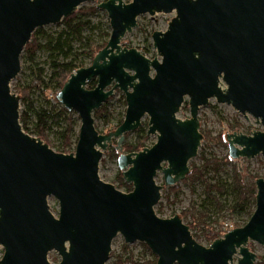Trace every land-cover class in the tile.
Returning <instances> with one entry per match:
<instances>
[{
	"label": "water",
	"instance_id": "95a60500",
	"mask_svg": "<svg viewBox=\"0 0 264 264\" xmlns=\"http://www.w3.org/2000/svg\"><path fill=\"white\" fill-rule=\"evenodd\" d=\"M89 1L96 0H0V264H53L52 250L58 264H106L118 234L126 243L144 242L156 264H255L257 252L248 243L264 245V176L256 179L249 220L208 246L179 214L155 210L163 188L155 177L162 171L166 185L186 178L203 138L199 110L211 98L263 126L229 132V155L264 156V0H97L111 34L92 63L76 69L57 93L81 119L76 148L65 153L24 130L11 82L33 32ZM172 11L167 29L152 33L157 56L122 45L139 15ZM92 79L97 84L88 88ZM116 88L125 94V117L101 133L93 113ZM186 97L190 115H178ZM145 116L156 142L124 152L125 134ZM113 139L123 178L133 185L128 192L99 170Z\"/></svg>",
	"mask_w": 264,
	"mask_h": 264
},
{
	"label": "rangeland",
	"instance_id": "374dc122",
	"mask_svg": "<svg viewBox=\"0 0 264 264\" xmlns=\"http://www.w3.org/2000/svg\"><path fill=\"white\" fill-rule=\"evenodd\" d=\"M97 1V0H96ZM96 1L85 2L82 5L90 6L97 4ZM129 2L128 0H125ZM176 15V11L170 13H156L150 15L148 13L141 14L137 18L138 25L133 27L132 31L127 32L122 38V45L126 47H136L143 54L149 58H154L157 56L156 48L153 46L152 33L155 30L165 31L172 17ZM90 19L92 23H95L97 28L91 32L88 28L82 30V35H90L94 38L95 42H102L104 40H109L110 37L103 36V32H111V26L108 14L105 9L99 8L95 14L89 17H84L83 19ZM66 24L62 21L54 24H49L41 27L48 35L56 36L62 30H66ZM48 35L38 34V40L41 44L48 42ZM73 51L68 58L76 57V65L79 67L89 66L92 63L90 55H88V37L80 40L77 36L72 38ZM46 48L42 47L37 50L33 58H28L25 52L21 55V70L17 77L11 82V89L13 92L17 90L28 92V97L24 100L20 99V114L27 113L30 115L28 120V127L32 128L35 122L34 111H39L40 109H51L52 105H56L58 112L59 109L64 106L59 100L55 99L60 88L55 81L51 80L52 75V59L57 61H63V55L53 54ZM161 59V56L158 55ZM42 81V86L37 87ZM89 84V83H88ZM87 84V86H88ZM225 87L226 84L223 83ZM21 94V95H23ZM57 98V97H56ZM108 107L112 111L111 125L105 119H95V125L98 126L99 130H104L111 128L117 120L123 116L125 108H127L125 94L119 88H116L114 94L108 99ZM34 109V111L31 110ZM72 114L73 129L72 134V146L70 147V152L75 150L74 141L76 136L79 134L81 119L77 111L68 110L66 114ZM178 115H190V107L188 102V97L182 105ZM95 118V117H94ZM199 120H200V130H202L205 136L202 138L201 145L198 150V154L193 157L190 161L198 166L204 165V158H221L229 153L228 140L226 134L229 132H241V131H255L262 130L263 126L259 123L252 115L247 116L239 113L233 108L232 105L226 103H218L216 98H211L207 105H203L199 110ZM233 125L241 126L240 128H234ZM66 126V122L62 121L60 124H53L48 132L49 145L60 152L62 143V138L60 132ZM148 130V116H145L142 120V126ZM136 131H132L128 140L134 141L137 138ZM146 146L156 142L157 137L154 134H146ZM220 137V139H219ZM112 144V143H111ZM110 144V145H111ZM103 152L102 159L100 161L99 170L111 181L118 185L120 184L118 175L120 170L118 166V157L111 150V146ZM65 152V153H70ZM117 153H119L117 151ZM232 158V157H231ZM190 166V165H189ZM236 167L242 177L245 184L249 185L254 183L256 186L255 176H264V156L258 154L253 158H247L240 156L238 158H232L231 163L222 165L221 171H214L213 169H206L204 179L211 183L224 182L227 184V190L222 193H215L216 199L222 205L221 209H216L214 206L208 205L210 212H208V218L204 223H199V226L195 228L192 233L196 235L197 238L204 241L205 245L208 246L209 243L203 236V231L212 227L218 229L222 227L224 230H229L233 225H240L249 220V209L251 205L248 206L246 210L233 211L232 206L235 202V194L233 190L234 172L233 169ZM123 175V174H122ZM156 182L163 186L161 189V199L159 203L155 206V210L163 215H182L183 211L190 209L192 205L196 208H201L203 199L206 196L205 192V182L203 180H198L195 183L190 181H185V179L177 182V186L174 189V185H166L164 181V174L162 171H158L155 177ZM125 181V179H124ZM127 182V181H125ZM128 183V182H127ZM125 187V185H123ZM257 189V188H256ZM48 202L51 207L58 214V200L51 196L48 198ZM253 208V207H252ZM183 221L191 222L190 217H183ZM144 242L136 241L132 243H126L124 237L118 234L112 242V251L110 257L106 264H117V258L127 259L131 257L135 262L139 264H154L155 253L147 246L144 247ZM126 245L128 251L125 250ZM146 245V244H145ZM248 245L252 247L257 253V259L255 264H261V258L264 254V245L256 241H249ZM3 254V248L0 246V257ZM48 257L51 259L53 264H58L61 260L59 253L55 250L49 252ZM235 262L237 258L235 257Z\"/></svg>",
	"mask_w": 264,
	"mask_h": 264
},
{
	"label": "trees",
	"instance_id": "16d2710c",
	"mask_svg": "<svg viewBox=\"0 0 264 264\" xmlns=\"http://www.w3.org/2000/svg\"><path fill=\"white\" fill-rule=\"evenodd\" d=\"M97 11H98L97 4L90 6L81 5L73 14L64 17L62 19V22L66 24L65 25L66 30H62L56 36H53V35H48L41 27H39L33 32L31 40L24 47L23 52H25L28 58H33L37 50L42 47H46L51 52V55L56 57V59L57 56L53 54L56 53L59 55H63L64 58L63 61H57L56 59H52L51 80L55 81L60 89L63 87L64 83L67 81L70 75L76 69L79 68V66H77L75 63L76 57H72L68 60V58L70 57L73 51L72 38L74 36H77V38H79L80 40H82L85 37H88L87 53L88 55H90L92 61L96 53L100 49H102L108 42V40H104L100 43L95 42L94 38H91L92 37L91 34L86 36L82 35V30L85 28H88L91 32H93L97 28L95 23H92L89 18L83 19L84 17H89L90 15L95 14ZM39 33L41 35H45V34L48 35L47 43L41 44L39 42L38 40ZM110 34H111L110 31H106L105 33L103 32V36H106L107 38L110 37ZM96 84H97V79H92L91 81H89L87 87L93 88L96 86ZM36 85L38 88H40L42 86V81ZM19 90H17L16 93L20 97V99L24 100L26 97H28L29 94L26 91L29 90L26 89V91H24L22 89L24 94L20 93L21 91ZM55 99L57 100L56 97ZM108 101L109 100L105 101L98 109L94 111L93 114L95 119H105L106 121H108V124H110L113 117H112V111L108 107ZM56 109H57L56 105H52L51 109H40L39 111H34V109L31 108V110L34 111V115H35V122L32 128L28 127V120L30 118V115L27 113V111L25 113L20 114V122L22 123V126L25 131H27L30 134L36 135L37 137L43 139L45 142L49 143L50 141H49L48 132L51 129L52 125L60 124L62 121H65L66 126L60 132V136L62 138V143L60 148L64 152H70L71 150L70 147L72 146V134L74 132L72 114L71 113L66 114L68 113V110L64 106H62L58 112H55ZM125 112H126V108L123 116L120 117L117 120V122L111 126V128H107L106 130L105 129L99 130L97 125L96 128L101 133H108L110 131L115 130L123 122L125 117ZM141 126L135 130L138 135L134 141L128 140L131 132H127L125 134V140L122 144L124 152L128 153L133 151H140L146 147L147 132L146 129H144ZM233 127L240 128L241 126L233 125ZM200 131L202 133V136L204 137L205 136L204 132L202 130ZM77 141H78V135L76 136L75 141L73 142L75 148ZM116 144H117V139H113V143L110 146L112 152H114L115 155L118 157L119 153H117L118 150L116 148ZM231 162H232V158L229 155V153L218 159L204 158V165L201 167L190 161L189 163L190 171L187 173L185 181L187 182L190 181L191 183H195L198 180H203L205 182V192H206V196L203 199L202 206L200 209L196 208L195 205H192L190 209H186L185 211H183L182 216L180 215V217L182 218L190 217L192 219L191 222H186L190 226L191 231L197 228L199 226V223H204L205 220L208 218V212H210L208 205L214 206L216 209L222 208V205L216 199L214 192L222 194L228 188L227 184L224 182L219 181V182L211 183L209 181H206L204 179L206 169L210 168L213 169L215 172L221 171L222 165ZM233 172H234L233 190L235 194V202L234 205L232 206V210L233 211L246 210L248 206L251 205L253 208L251 207L252 210L249 209V218H250L256 206V193H257L256 186L254 183H251L249 185L245 184L242 180L239 170L236 167H234ZM118 178L121 184L120 187L125 185L127 192L133 189L132 183H127L124 181L122 171L119 172ZM254 178L256 181L258 176H255ZM176 186L177 184L173 186L174 189L176 188ZM234 227H238V226L233 225L229 229H232ZM225 231L226 230H224L222 227H219L218 229L208 227L203 231V236L205 237L206 241L209 244H211L215 239L223 236L226 233ZM193 235L194 237H196L195 234ZM144 247H146L147 249V245L144 244ZM125 250L128 251L127 245ZM258 257L261 258V264H264V254L261 257L260 256ZM153 260H154V264H156L157 263L156 255L154 256ZM116 263L139 264L138 262H135L131 257H128L127 259L117 258Z\"/></svg>",
	"mask_w": 264,
	"mask_h": 264
}]
</instances>
